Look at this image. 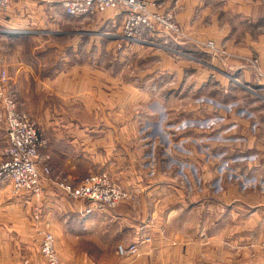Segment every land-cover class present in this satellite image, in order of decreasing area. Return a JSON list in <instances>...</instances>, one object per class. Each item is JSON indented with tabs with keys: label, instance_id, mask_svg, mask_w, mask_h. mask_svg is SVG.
<instances>
[{
	"label": "rangeland",
	"instance_id": "obj_1",
	"mask_svg": "<svg viewBox=\"0 0 264 264\" xmlns=\"http://www.w3.org/2000/svg\"><path fill=\"white\" fill-rule=\"evenodd\" d=\"M138 1L142 3L146 15L154 13L161 15L166 22L176 26L175 30H169L165 24L155 22L152 23L154 31L141 27L135 33L134 39L127 40L121 37L125 16L123 11L108 10L91 16H75L68 14L60 4H57L67 14L66 22L63 28L59 27L60 32L51 35L48 40L34 37L15 38L0 34V91L13 100L15 110L24 114L37 129L40 138L36 153L37 167L44 173H41L43 178H39L38 195L32 190L16 188L8 179L0 181V264H47L41 254V240L47 234L52 237L53 250L59 264H264V207L256 214L253 207L255 197L250 195L251 189L256 186L264 188V175L253 174L251 171L254 168L246 164L254 155V151L234 150L227 144L226 146L213 144L236 142L242 144L244 148L251 143L256 126H259V129L261 127L264 134L262 122L264 97L254 95V93H264V79H258L253 70L243 65L244 62L238 61L240 59L237 57L256 58L261 65L260 59L256 54L241 55L233 52L234 48H249V40L257 45H263L264 0ZM11 3L12 0H9L6 9ZM251 3L252 13L257 16L250 20L245 17L247 7L244 6H249ZM106 15L109 17L108 20L111 18L116 22L113 24L110 22L109 25L98 24ZM154 32H158V35H154ZM208 40L215 43L217 50L212 51L205 46ZM135 42L161 47L163 53L175 57H183L185 54L193 57L195 52H199L198 58L208 61L211 70L207 82L209 87L203 91L196 88L195 77L194 80L192 79L193 82L186 79L176 84L177 81L174 82L173 76H165L161 86L163 105L155 107L163 108L159 115V120H162L160 124L167 131L163 141L167 144L173 141L172 143L178 145L179 152L185 155L186 141L194 138L197 151L201 153L202 150L206 156L209 155L213 168L218 169L222 174L223 181L213 183L212 188L220 190L221 186L233 187L229 184L232 183V179L238 178L236 181L242 191V197H235L237 200H226L227 207L224 213L220 212L218 224L213 225L215 218L211 217L207 218L208 222L204 224V226L209 224L206 226L208 231H205V228L182 229L180 236L178 234L175 237L177 243L170 246L155 245L156 234L151 233L152 231H142V234L130 240L126 234L122 235L116 222L104 221L110 218L108 211H115L122 203L136 202L133 194L112 179L117 187L127 192V198L105 212L93 210L91 213H86L84 207L87 203L84 200L73 199L63 190L60 184L75 188L88 176L105 171L89 173L79 182H71L64 176L53 177L50 165L40 153L45 143L40 124L36 121V118H40L37 114L40 113L41 107L38 102L30 104L35 115H32L33 117H30L23 108L19 109L9 83L10 66L14 65L16 57L12 49L16 46L27 48V53L23 54V57L37 68L41 63L43 68L54 70L62 63L75 61L98 65L113 61L114 65L122 68L121 63H127L119 59V51ZM46 46H49L48 50L41 52L42 47L45 49ZM73 47H78L77 53L76 50L72 51ZM218 49L225 53L220 54ZM213 52L216 54L214 55ZM150 60H146V63ZM231 60L236 61L239 67L247 69L252 80L255 79L259 83V90H257L259 87L250 83L236 82L232 74L235 67ZM124 69V78H132L130 76L132 72L129 71L131 68L125 66ZM223 79L227 80V88L219 82H224ZM202 104L209 105L210 121L213 118L217 119L219 112H225L228 117L218 122L219 125L211 122L209 133L206 134L192 135L191 132L177 136L176 133L169 134L170 129L181 128L185 124L186 130L202 125L200 118L187 119V114L182 113L189 110L195 112L205 110L206 107H202ZM8 108V105L4 101L2 103L0 99V115H3L0 120V163L5 160L1 153L7 145L5 114L7 116ZM164 112L171 113V117L175 119L176 123L173 127L168 117L163 119ZM80 116L82 121L91 120L85 112ZM233 123H236L238 129L240 126V129L230 133L227 127ZM262 141L260 143H264V136ZM202 142H209L210 148L202 147ZM176 159L178 180L185 187L188 184L185 174L186 156L178 154ZM239 162L242 165H239ZM44 181H49L51 184L52 194H46ZM263 191L264 189L261 188L258 193ZM43 196L46 198L44 199ZM93 214H99L103 220H91ZM202 220V217L198 219L200 222ZM255 222H257L256 226ZM201 233H203L201 237L211 235L210 245H202L203 242L199 240ZM217 237L221 238L222 242H216ZM250 243L255 244L253 249ZM120 247L124 251H120Z\"/></svg>",
	"mask_w": 264,
	"mask_h": 264
},
{
	"label": "crops",
	"instance_id": "obj_2",
	"mask_svg": "<svg viewBox=\"0 0 264 264\" xmlns=\"http://www.w3.org/2000/svg\"><path fill=\"white\" fill-rule=\"evenodd\" d=\"M47 2L12 0L11 6L0 14V34L48 40L51 35L59 33V27L65 25L67 14L57 4ZM252 6V3L244 6L247 7L245 17L250 20L257 16L252 13ZM108 18V15L104 16L98 24L116 22ZM248 44L249 48H234L233 52L258 55L261 67L264 68V43L257 45L249 40ZM48 48L42 47L41 52ZM77 48L73 47L72 51L76 50L77 53ZM26 50L22 46L12 49L16 57L14 65L10 66L9 83L19 109L23 108L31 117L35 115L30 104L38 102L41 107L37 114L40 118H36L45 139L40 149L41 155L50 165L53 177L64 176L71 182H79L89 173L105 171L113 181L133 194L135 204H120L115 211H108L110 218L104 220L116 222L122 235L126 234L132 240L142 231H152L156 234L155 245L170 246L177 243L175 237L178 234L180 236L182 229L205 228L208 231L206 226L209 224L204 226L208 222L207 218L214 217L212 224H218L219 217L227 207L226 200L242 197L236 181L238 178L231 180L229 186L233 187L221 186L220 190L212 188L213 183L223 181L222 174L213 168L209 155L206 156L202 150L201 153L197 151L194 138L186 141L185 155L179 152L178 145L172 143V139L169 144L163 141L167 132L160 124L162 120H159L163 108L155 107L163 105L161 86L165 76H173L176 84L186 79L193 82L195 77L197 89L203 91L208 88L210 65L204 58H198L199 52H195L193 57L187 54L175 57L163 53L161 47L135 42L119 51V59L127 63H121L122 68L114 65L113 61L105 65L75 61L62 63L51 70L43 68L41 63L37 68L35 64L26 61L23 57ZM146 60L150 62L146 63ZM232 64L235 67L232 74L236 82L260 86L255 79L252 80L247 69L239 67L236 61H232ZM125 66L131 68L129 71L132 72V78H124ZM223 80L219 82L227 88V80ZM254 95L264 97V93ZM202 107L206 109L182 112L187 114V119L200 118L202 125L186 130L185 124L181 128L170 129L169 134H206L209 133L211 122L219 125L218 122L228 117L225 112H219L217 119L210 121L209 105L202 104ZM84 112L89 115V122L81 120L80 115ZM166 117L173 127L176 121L171 113L164 112L163 119ZM262 119L264 123V117ZM239 129L236 123L227 127L230 133ZM263 136L261 127L259 129L256 126L249 146L243 148L242 144L236 142L213 144H227L234 150L254 151L246 164L254 168L251 171L253 174L264 175V143H260L263 142ZM201 146L210 148V143L202 142ZM178 154L186 156L185 174L188 184L185 187L178 180ZM238 164L242 165L240 162ZM43 187L46 194H52L49 181H44ZM261 188L264 189L263 186H256L250 193L255 197L253 207L256 214L264 207V191L258 193ZM91 216V220H103L99 214ZM200 217L203 218L201 222L198 221ZM201 236L203 233L199 237L202 245H210L211 235ZM216 242H222L221 238L217 237ZM254 246V243H250L252 249Z\"/></svg>",
	"mask_w": 264,
	"mask_h": 264
},
{
	"label": "built area",
	"instance_id": "obj_3",
	"mask_svg": "<svg viewBox=\"0 0 264 264\" xmlns=\"http://www.w3.org/2000/svg\"><path fill=\"white\" fill-rule=\"evenodd\" d=\"M48 2L60 4L70 15L91 16L97 12L108 10H119L124 12V21L121 37L132 40L135 33L141 27L154 31L152 23H163L169 30H175L174 24H169L161 15L154 13L146 15L142 3L138 0H47ZM9 6V0H0V12ZM205 46L212 51L217 50L215 43L208 40ZM220 54L224 51L218 49ZM215 55L216 53L213 52ZM221 56V55H218ZM244 62L260 80L264 79V68L261 67L256 58L248 56L237 57ZM0 99L8 105V114H5V130L7 145L1 155L4 161L0 163V181L8 179L16 188H24L39 192V178L43 172L37 167V145L40 142L39 134L34 124L24 115L15 110L13 100L7 98L0 91ZM3 115H0V120ZM45 170V169H44ZM44 174V173H43ZM60 186L70 197L76 200H84L85 212L93 210L108 211L117 203L127 198V192L117 187L106 172L92 174L84 179L78 187L72 188L68 185ZM120 251H124L121 247ZM41 254L47 264H59L56 253L53 250L52 237L47 234L41 240Z\"/></svg>",
	"mask_w": 264,
	"mask_h": 264
}]
</instances>
